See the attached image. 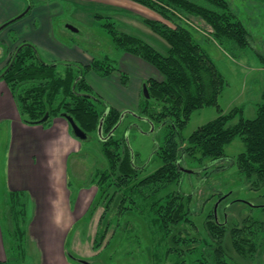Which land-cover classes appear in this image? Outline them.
Here are the masks:
<instances>
[{
  "label": "trees",
  "instance_id": "16d2710c",
  "mask_svg": "<svg viewBox=\"0 0 264 264\" xmlns=\"http://www.w3.org/2000/svg\"><path fill=\"white\" fill-rule=\"evenodd\" d=\"M132 1L175 24L172 28L158 20L141 18L166 41L167 48L162 52L140 36L120 31L110 15L95 12L96 17L105 19L102 27L117 50L138 56L158 72V77H150L144 82L149 96L142 93L137 111H128L161 124L165 129L163 142L155 150L161 164L149 174L139 176L144 168L134 162L135 154L124 136L115 133L118 126L113 130L123 111L108 105L86 79L90 71L101 77L119 71L118 59L94 55L88 63L45 61L34 44L21 41L11 51L0 78L12 92L24 123L50 127L53 118L67 114L88 134L85 140L96 134L106 163L98 165L89 178L97 192L88 212H93L102 203L99 222H105L106 229L113 224L107 217L110 212L118 216L137 213L151 232L162 234V239L172 237V245L167 251L183 255L195 251L190 244L176 247L179 240L189 241V238L178 237L183 233L182 225L194 226L189 216L190 195L162 194V191L179 181L185 172L182 169L185 158L219 160L225 157V146L236 137L245 145L234 159L238 172L255 189L264 185V83L255 117H245L241 106H233L224 112L218 99L227 80L196 39L192 26L186 24L187 21L196 23L225 49H245L252 43V34L238 18L230 0ZM260 3L264 7V0ZM260 56L264 65V57ZM128 81V74L121 72V83L127 85ZM209 106L216 107L218 115L198 126L188 137H182L181 131L192 112ZM46 113L48 117L43 120ZM100 125L101 132L98 133ZM134 193H139L145 202L138 204ZM27 195L24 190H14L4 197L9 239L5 243L8 262L2 264H14L27 258V225L34 211L31 197ZM227 222L216 219L212 211L206 216L207 237L200 240L192 235L196 244L204 242L199 257L192 264H240L232 252L247 260H258L264 254V221L244 217L230 226ZM104 237L105 232L101 239ZM226 237L229 238L227 242ZM179 261L185 264L183 257L174 264Z\"/></svg>",
  "mask_w": 264,
  "mask_h": 264
},
{
  "label": "rangeland",
  "instance_id": "374dc122",
  "mask_svg": "<svg viewBox=\"0 0 264 264\" xmlns=\"http://www.w3.org/2000/svg\"><path fill=\"white\" fill-rule=\"evenodd\" d=\"M230 2L238 18L252 34V43L245 49H225L202 27L185 18L184 20L187 21L188 26H192L196 39L209 52L227 80V85L218 99L224 112L233 106H241L244 116L253 118L256 116V103L261 100L260 92L264 83V65L260 60V54L264 57V7L261 6L260 0H230ZM66 6L64 14L54 22L57 37L59 36L64 42L81 46L93 56L101 58L109 55L116 58L120 66L122 52L114 47L110 35L102 27L105 19L95 16V12L102 14L106 12L101 9H92L87 13L82 12L76 18L80 12L73 7L74 4L69 3ZM142 11L141 18L158 20L175 28L172 21L163 18L155 11L151 10L155 13V15L151 14V18ZM143 22L136 20L133 25L120 21L116 22V25L119 26L120 31L130 33L126 30H131L141 35V38L164 52L166 46L159 41L167 45L166 41ZM67 23L72 24L77 30L67 27ZM128 111L123 112L115 133L118 136H124L135 154L134 162L144 168L139 174L143 177L161 164L156 158L155 150L163 142L165 129L161 124L153 123L147 118ZM217 115L218 111L214 106L194 110L182 129L181 136L188 137L194 129ZM235 121L236 119L232 123ZM80 143L81 150L73 153L68 161L69 189L75 195L80 187L93 186L96 194L97 187L89 183V178L98 165H105L106 158L103 156L96 134L92 135L91 139ZM244 149L243 141L236 137L225 146V157L219 160L206 158L200 161L185 158L182 161L185 172L182 173L179 181L173 182L162 191V194L180 192L190 195L189 216L194 226L182 225L183 233L178 237L189 238V241L179 240L176 247L183 248L185 244H190L195 247L194 252L179 255L175 251H167V247L172 245V237L166 236L162 239V234L157 235V231L151 232L137 213L118 216L110 212L107 217L113 220V224L106 229L105 222H99L103 212V204L100 203L93 212L87 210L86 216L79 219L68 234L64 259L68 264H174L177 259L183 257L185 264H192L199 257L204 245V242L197 244L193 242L192 235H196L200 240L204 238L203 236L207 237L204 220L211 211L219 221H228V226L244 217L264 221V185L256 189L250 186L238 172L234 162L236 155ZM5 151V142L0 139V167L4 165L7 157ZM6 192L0 182V223L5 243L9 239L4 216L6 206L3 198ZM133 196L138 204L145 202L139 193H134ZM30 225L31 221L27 225V230ZM75 231L77 235L74 234ZM104 232L105 237L101 239ZM187 233L189 234L186 237ZM227 237L226 242L229 241ZM27 244V258L14 264H41L39 252L35 248V238L31 240L29 232ZM232 255L240 264H264V254L258 260L241 259L234 252ZM176 264L183 263L179 261Z\"/></svg>",
  "mask_w": 264,
  "mask_h": 264
},
{
  "label": "crops",
  "instance_id": "0c3cea01",
  "mask_svg": "<svg viewBox=\"0 0 264 264\" xmlns=\"http://www.w3.org/2000/svg\"><path fill=\"white\" fill-rule=\"evenodd\" d=\"M69 3L80 12L76 18L82 12L101 9L117 23L123 21L135 25L136 20L141 22V10L148 14L146 16L155 15L132 0H0V77L11 51L21 41L34 44L45 61L90 62L93 55L56 35L54 22L64 14ZM126 31L141 36L131 30ZM159 42L167 48L166 44ZM121 72L129 76L127 85L121 83ZM158 76L151 64L124 53L120 58L119 71H113L106 77L90 71L86 79L108 105L123 112H135L144 82ZM0 139L5 142L7 156L0 167V182L7 191L4 197L14 190L29 193L34 211L28 232L31 240L35 238L41 264H68L64 259L66 238L77 221L86 216L95 195L93 186L80 187L75 195L69 189L68 161L73 153L81 150L80 141L71 134L63 117L53 118L50 127L24 123L12 92L1 78ZM4 216L9 232L6 214ZM74 234L78 233L75 231ZM4 262L8 260L0 223V264Z\"/></svg>",
  "mask_w": 264,
  "mask_h": 264
},
{
  "label": "water",
  "instance_id": "95a60500",
  "mask_svg": "<svg viewBox=\"0 0 264 264\" xmlns=\"http://www.w3.org/2000/svg\"><path fill=\"white\" fill-rule=\"evenodd\" d=\"M67 27H69V28H71V29H73V30H77L76 28H74V26H72V25H70V24H68ZM1 29H2V26H0V30H1ZM142 93H143L146 97L149 96L148 91H147V87H146L145 84L143 85ZM47 117H48V113L45 114V116L43 117V120H44V119H47ZM61 117L65 118V119L67 120V122L69 123V125L71 126L72 135H73L74 137H76V138L79 139V140H85V139L88 138V134H87L85 131H83V130L78 126V124L75 122V120L73 119L72 116L65 114V115H63V116H61ZM119 123H120V122H119ZM119 123L113 128V130L116 129V127L119 125ZM100 132H101V125H100L99 128H98V133H100ZM182 169L185 170L184 168H182Z\"/></svg>",
  "mask_w": 264,
  "mask_h": 264
}]
</instances>
